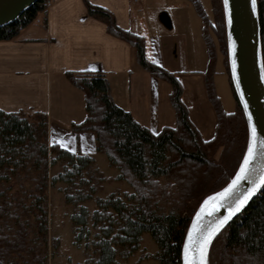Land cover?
<instances>
[{"label":"trees","instance_id":"1","mask_svg":"<svg viewBox=\"0 0 264 264\" xmlns=\"http://www.w3.org/2000/svg\"><path fill=\"white\" fill-rule=\"evenodd\" d=\"M52 0H37L14 22L0 27V40L16 37ZM202 18L208 50L204 71L208 98L217 116L214 136L205 139L189 116L177 74L152 61L145 37L120 27L107 8L85 0L88 13L106 23L109 33L128 41L138 63L171 84L175 126L154 133L113 99L104 71H67L66 77L85 94L86 117L72 123L76 132L95 134L96 149L105 153L132 190L100 196L108 180L94 156L50 143L46 112H7L0 108V264H49L48 189L65 183V202L72 206L74 244L83 248L85 264H129L143 234L157 244L159 264H183L186 232L197 210L224 189L239 169L250 141L248 121L231 81L237 105L228 112L216 91L217 48L214 28L224 47L227 14L223 0H212L214 24L200 0H190ZM260 53L264 73V0H256ZM218 50L223 53L222 48ZM61 170L50 176L51 166ZM96 208L90 209L88 202ZM55 247H58L56 242ZM208 264H264V187L214 238Z\"/></svg>","mask_w":264,"mask_h":264},{"label":"crops","instance_id":"2","mask_svg":"<svg viewBox=\"0 0 264 264\" xmlns=\"http://www.w3.org/2000/svg\"><path fill=\"white\" fill-rule=\"evenodd\" d=\"M89 1L109 9L120 27L145 37L147 56L177 74L191 121L205 139H211L217 116L207 95L204 71L208 50L203 21L194 4L190 0H158L155 8L162 13L163 23L159 24L148 19L146 0ZM88 70L104 71L114 101L152 132L176 125L171 84L144 69L135 48L109 33L105 22L90 16L85 0H52L46 23L40 14L16 37L0 40V108L46 112L51 144L92 155L99 164L105 153L97 151L95 134L71 128L87 113L84 92L68 80L66 72ZM216 70L215 85L220 74H226L229 83L227 70L220 71L218 65ZM216 91L226 109L217 85ZM107 165L111 171L106 177H115L118 172L108 157Z\"/></svg>","mask_w":264,"mask_h":264},{"label":"water","instance_id":"3","mask_svg":"<svg viewBox=\"0 0 264 264\" xmlns=\"http://www.w3.org/2000/svg\"><path fill=\"white\" fill-rule=\"evenodd\" d=\"M36 1L0 0V27L14 22ZM225 5L231 81L248 121L250 133L248 149L250 147L253 148L255 155L250 159V163L245 166L244 160L248 157L247 149L235 176L219 192H224L226 188H229L233 181L236 180V177L241 175L240 169L246 167L245 178L237 183L231 193L222 199H209L207 204H202L197 210L185 235L182 249L183 264H185V246L188 245L190 249L195 248L193 242L198 239L200 229L206 231L209 227L214 226L218 220L228 215L229 209L247 194L254 182L258 183L261 177L264 176V73L260 53L257 3L256 0L255 4L253 0H227ZM253 128H255V134L253 133ZM263 187L264 185L258 187L246 206L262 191ZM219 193L212 198L217 197ZM202 209L204 211H201ZM239 213L235 214L229 222ZM198 215L200 216L199 220L197 219ZM189 233H192V242L189 241Z\"/></svg>","mask_w":264,"mask_h":264},{"label":"rangeland","instance_id":"4","mask_svg":"<svg viewBox=\"0 0 264 264\" xmlns=\"http://www.w3.org/2000/svg\"><path fill=\"white\" fill-rule=\"evenodd\" d=\"M200 1L204 10L206 11L210 20L213 23L214 13L212 10L213 9L212 0H200ZM223 1H224V7L226 8L225 0ZM157 2L158 0L145 1L144 4H146V8H147L146 14L149 20H153L156 23L159 22V24H163L161 18L162 13L160 12V10H158V8L157 9L155 8V3ZM195 12H197L196 8H195ZM212 27L210 28V36L214 40V43L217 48L216 68L218 65L220 71H222V69L226 71L225 70L226 65L223 61L224 58L227 59V62L229 61V67H230L228 33L226 40H224L225 46L221 47L220 41L218 40L214 28ZM220 47L222 48L223 53H221L218 50ZM218 76L219 77L216 79V85L217 88L219 89V93L222 98L223 104L226 107V109L232 111V109L235 108L237 102L233 93L232 86L230 84V81L228 83V80L226 79V74H220ZM28 113H32V112H28ZM98 163L99 164H97V166L102 170L105 176L106 174H109V171H111V169H109V171L107 170L108 165H107L106 154L99 157ZM60 170H61V166L59 163L51 166L50 176H54ZM115 171L118 172L117 169ZM107 179L108 180L104 183L103 190L100 192V196L102 197L107 196L109 193L117 189L132 190V187L124 180H116L115 177L107 178ZM65 187H66L65 183L58 182L56 185L50 186L48 189L49 236H50L49 264H85L86 260H85V254L83 248H79L74 244V235L72 232V222H71L72 206L65 202V198H64ZM88 206L92 210L96 208L94 201L88 202ZM56 242L58 243V247H55ZM157 250H158L157 244L153 239V237L149 233H144L140 250L130 258L129 264H159V262L153 257L154 256L153 254L156 253Z\"/></svg>","mask_w":264,"mask_h":264},{"label":"snow or ice","instance_id":"5","mask_svg":"<svg viewBox=\"0 0 264 264\" xmlns=\"http://www.w3.org/2000/svg\"><path fill=\"white\" fill-rule=\"evenodd\" d=\"M225 3H227V0H225ZM253 3L255 4V0H253ZM253 133L255 134V128H253ZM254 155V150L250 147L248 149V157L244 160L245 166L250 163V159L253 158ZM246 171V167H242L240 169L241 175H238L236 177V180L233 181L232 185L229 186V188H226L224 192L219 193L217 197H210L209 199H222L229 193H231L236 187L237 183L241 179L245 178ZM260 185H264V176L261 177L258 183H253L252 188L247 192V194L240 198L235 203V205L229 209L228 215L224 216L223 219L218 220L214 226L209 227L206 231L204 229H200V235L198 236V239L193 242L195 244V248L190 249L188 245L185 246V264H208L207 257L214 238L221 231V229L229 222V220L246 206V204L257 191ZM207 203L208 201H205V204ZM201 211H204V209H202ZM213 211H215V209H213ZM197 219H200L199 215L197 216ZM189 241L192 242V233H189Z\"/></svg>","mask_w":264,"mask_h":264}]
</instances>
